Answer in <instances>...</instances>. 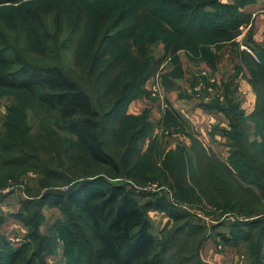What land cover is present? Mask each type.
<instances>
[{"label":"trees","instance_id":"16d2710c","mask_svg":"<svg viewBox=\"0 0 264 264\" xmlns=\"http://www.w3.org/2000/svg\"><path fill=\"white\" fill-rule=\"evenodd\" d=\"M90 1L95 2L66 0L62 3L58 0L51 32L47 24L40 23L38 12H35L38 25L34 26V33L25 24L22 26L21 34L25 42L32 40L33 49L44 58L45 64L35 65L21 59L17 45L9 43L0 32V92L16 96L6 109V119L1 120L0 193L8 188L10 182L21 184L22 178L27 179L29 184H37L36 191L29 192L31 197L37 196L39 190H48L36 202L25 205H35L33 216L36 220L34 227L27 222L30 227L28 236L30 240L33 237L38 241L45 240L37 235L40 210L45 205L57 208L64 218L54 229L60 233L64 244L72 246L71 252L65 254L64 264H188L189 261L179 257L183 247L177 244L179 233L187 227V216L178 206L187 204L188 196L196 193L201 200L208 198L210 202L211 197L216 196L235 201L233 205L238 204L240 197H253L264 205V65L254 62L250 54L235 52L236 69L240 66L247 68L249 82L256 95L250 114L240 108V100L230 81L224 83L223 103L218 101L204 105L207 111H219L228 120V129L217 130L225 139L227 159L222 161L192 138L190 146L184 144L181 148L169 150L163 161L166 177L176 193L173 195L167 188L170 198L158 192L152 195L151 200L140 203L126 185L105 183L97 186L101 177L89 178L93 172H71L75 162L84 161L90 171L95 167L109 179L122 178L118 163L105 150L100 137V112L86 91L64 71L63 56L74 45V50L80 48L75 52V60L87 61V72L97 71L101 64L105 70L102 72L120 69L109 79L112 88L120 86L119 91L113 92L120 95L112 108L115 111L119 102L126 100L125 106L131 102L133 91L143 90L145 82L158 70L161 61L169 56L174 70L163 76L162 83L170 91L175 86L174 81L183 77L179 52L184 51L189 61H192V55L199 53L202 63L214 70V60L208 59L209 50L203 46L230 42L237 47L234 39L240 34L238 23L242 20H230L236 27L225 30L227 28L213 20L206 23L209 10L205 13L204 9H213L214 12L219 8L225 9L229 15L232 13V16L247 17L248 20L250 16L240 11L242 6L225 4L221 0H190L192 3L185 0H111L109 9L102 10L87 7ZM18 3H27V0H0V10ZM20 17V21L26 22ZM195 20L199 21L194 24ZM194 25L195 30L191 32ZM144 26L149 31L147 49L143 41L145 37L140 38L138 33ZM10 30L15 40L19 41L16 22L10 25ZM250 30L247 34L251 45L264 54L263 49L252 42ZM197 31H218L229 35L225 39L199 42L194 41ZM159 44L164 46L163 52L157 57L152 56L151 46ZM241 55L248 58L251 67L246 65ZM104 76L109 77L108 74ZM191 83L195 84L196 80L190 81L191 88H194ZM42 113L49 115L53 121L40 123L33 132L31 123L39 120L38 115ZM165 113L168 128L177 125L172 121L175 122L178 117L183 120L172 108L168 107ZM201 156L205 162L204 171L194 165ZM84 176L88 178L82 179ZM60 187L67 190L61 191ZM2 199L0 196V204ZM212 205L226 209V203ZM225 211L233 213L236 209ZM150 212L164 213L168 221L186 226L173 230L157 248L151 232ZM263 212L258 214L249 210L246 213L256 214L253 219L236 221L231 218L228 222L229 226L246 228L240 241L246 244L247 264H264ZM77 229L86 232V244L89 243L91 248L89 253L83 249ZM218 236L222 243L230 244L229 238L221 234ZM204 240L201 236L197 249H201ZM3 244L4 239L0 235V249ZM176 246L180 252H172L171 249ZM34 250V246L27 243L6 252V260L0 256V264H35L37 251ZM196 258L198 263V251Z\"/></svg>","mask_w":264,"mask_h":264},{"label":"rangeland","instance_id":"374dc122","mask_svg":"<svg viewBox=\"0 0 264 264\" xmlns=\"http://www.w3.org/2000/svg\"><path fill=\"white\" fill-rule=\"evenodd\" d=\"M57 1L58 0H27V3L14 4L10 8L2 7L3 9L0 10V32L4 37L7 38L9 43L15 46L17 45L16 48L18 55L24 61L33 63L35 65L45 64L44 58L40 56L38 51L33 49L32 40L25 42L21 34V28L25 24L34 33V26L38 25L36 24L38 21L35 12H38L40 13V23L47 24L51 32L52 23L56 19L54 7ZM60 1L64 3L66 0ZM109 1L111 0H95V2L90 1V4L87 5V7L94 10H102L104 8L109 9ZM185 1L192 3L190 0ZM221 2L225 4L234 3L236 5L243 6L244 8L252 4H255L253 6H258V4H261L260 0H221ZM43 8H45V10H42ZM208 10L209 13L206 14L208 15V19L206 20V23L208 22V24L210 23V20H213L216 24L221 23L219 26L227 28L225 30H230L236 27V24L231 23L230 20H236L237 22L242 20V22L238 23L240 25L238 27L239 32H241L243 28H247V26L250 25V19L248 20L247 17L239 18L238 16H232V13L229 15L228 10L219 8L214 12L213 9H204V12L206 13ZM262 10L264 11V8H262ZM89 12H91V10H89ZM212 12H214L213 16H211ZM217 12L218 15L216 14ZM200 15L201 12L197 13V17ZM19 17L26 20V22L20 21L18 19ZM198 21L199 20H195L194 24H196ZM15 22L16 28L18 29L20 35L19 41L15 40L13 32L10 30V25H14ZM136 22H138V20H136ZM194 30L195 25L194 27H191L190 31L194 32ZM148 32L147 26L143 27L142 32L140 29L138 31V33H140V38L142 36L145 37L143 41L145 43L146 49L147 45L149 44L147 40ZM228 35L229 34L227 33L223 34L222 32L218 31H214V33L211 31H197L194 36V41L212 42L213 40L222 39L223 37V39H225L228 37ZM237 37H239V35ZM234 41L237 47H235L234 44H231L230 42L223 45L221 43L203 46V48H207L209 50H207L208 59L214 60L216 67L214 70L204 63L201 67L202 57L199 53H197V55H192V61H190L192 65L196 64L199 65V67H190L191 65H189L186 57H184L186 53L184 51L179 52L178 58L181 64L184 66H182L183 72L193 73H188L186 76L183 75V79L174 81L176 85L172 87V91L175 96L177 98L181 96V98L187 100V103H192V99L198 103L206 102V104H214L218 101L220 104L223 103L224 99L221 96L225 92L226 85H224V83L228 84L229 82L226 79H221L222 81L218 82L220 76H217L216 78L213 77L214 73L217 72V65L219 72H229L230 78H233L234 74L236 73H230L234 71L231 69V66H227V62H223L222 66L221 63L218 62L221 59L220 55L224 53V50L227 54L231 51V55L233 57L236 55L235 52H237V50L238 52H243L244 54H250L254 62H259L260 64L264 65V54L262 53V50H258L256 49L257 47L254 48L253 45H251L247 32L242 37V39H234ZM163 47L164 46L160 44L152 45V56L157 57L158 54H161L163 52ZM258 48L263 49L264 52L263 47L259 46ZM76 51H80V48L77 47V50H74V45H71L70 48L64 52V71L86 91V93L91 98L93 105L100 112V137L105 150L109 152L113 159L118 163L122 173V178L109 179L104 176L103 173H101L100 169L95 167H93V169L90 171L88 165L84 161L81 163L75 162L71 166V172L76 174L82 172L85 173L86 171L93 172L91 173L92 176L90 175L89 178L101 177V180L98 182V184H96L97 186H102L105 183L126 185L129 191H131V195L140 203H143L146 200H151L150 198L152 195L158 192H161L162 195H166V197L170 198V195L167 194V188L171 190L173 195L176 193V190L173 187V189L171 188L172 185L169 183L166 177L167 174L164 171L163 161L166 153L169 150L176 149L177 147L181 148L184 145L182 143V137L176 132L177 130L181 132L182 127L183 131H185L184 128L187 129L188 124L186 121L180 120L178 117L176 121H172V123H176V126H180V129L168 128L166 126L167 123H165V119L167 117L166 113L165 111H162L160 107L162 103H166V105L171 108L169 102L170 95L168 96V92L165 89H162L160 95L156 93L155 96H152L150 89L153 90V87L150 86L162 84L164 81L163 76L173 73V60H170V56L165 60H162L158 70L154 72L153 76L145 82L143 90L138 89L132 92L130 97L132 99L131 103L133 101L144 103L147 101L149 102L148 107L139 110L136 114H133L128 110L130 104L127 106L124 105L126 100L119 102L120 104H118L116 110L112 111L117 97L120 96L119 94L116 95L115 93L114 95L113 92L119 91L120 86L112 88L113 86L111 82H109V79L114 74H117L120 69L116 68L113 72H102L105 70H103L104 67L101 64L97 71L87 72V61L84 59L79 60V58L75 60ZM134 52L136 51L134 50ZM134 54L136 55V53ZM232 56H230L231 60ZM230 57L228 59H230ZM241 59L243 61L245 60L244 62L247 66H252L248 58L244 55H241ZM245 69L247 70V68ZM247 72L249 73L248 70ZM239 73L240 72H237L236 74L239 75ZM104 74H108L109 77L104 76ZM255 77L258 78V75H255ZM168 79L173 80L170 77H168ZM191 79L196 80L195 84H191H194L192 86L197 87L199 90H193L194 88H191V85H188V82H190ZM185 80L187 81L188 86H186ZM203 90L206 92L209 91L212 98L208 99L204 94L206 92ZM235 94L237 96V93ZM253 96L256 100V95L253 94ZM14 97H16L14 93L0 92V130H2L3 125L1 120L6 119V109L8 108L9 104L13 102ZM38 117H40L39 120L36 119L31 123L34 127L33 132L36 131L37 126H39L40 123L53 121V118H50V116L46 115L45 113H42L41 115L39 114ZM184 133L188 135V133ZM250 139L252 140V137H250ZM223 143L215 142L214 144H216L218 148L214 152L219 155L218 157L222 161H225L227 156L223 155L225 150V145ZM206 146L207 149L210 148L208 147L207 143ZM219 147L222 148L219 149ZM203 161L204 159L201 156L199 162L194 163V165H198V167H196L202 169V171L205 170V162L203 163ZM84 178L88 177H82V179ZM21 182V184L17 185H14L12 184L13 182H10L8 188L0 193L1 198H3L0 204V235L4 239V244L0 249V256L6 260V252H10L15 248L22 247L29 243L31 246H34V251H37L35 264H64L66 260L65 254H69L71 252L72 246L70 244H64V240L60 236V233L54 229L59 221L62 222L64 217L57 208L48 207L47 205L43 206L40 210L37 235H39L40 238H44L45 240L42 239L41 241H38L39 239H34V237L32 240H30L28 236L30 227L27 226V222L32 227H34L36 219H34L33 216L35 212V205L33 203L36 202L40 195H43L48 190H39L37 196L31 197L29 192L36 191L37 184H29L28 180L23 178ZM192 185H194V183ZM59 189L61 191L67 190L66 187H60ZM188 199L190 202L187 201V204H181L178 206L179 210L187 216V227L181 231L177 237V244H181L183 247L179 257H181L183 260L189 261L188 264H208V257L203 253L204 247L209 244V249H215L219 251L217 245H225L222 243L218 234L229 238L231 241L229 244L230 246H235L237 243L241 242L240 240H242L245 234L244 230H246V228H244V226H229L228 222L231 218H233L232 220L235 218L236 221L238 219L239 221H248L249 218L253 219L255 217V213L261 214V212L264 211V205L257 202L256 199L254 200L253 197H240L238 204L236 205H233V202H235L233 200L226 201L216 196L214 198L211 197V202L208 198L206 200H201L200 197H197L196 193H192L191 196H188ZM178 200V202L181 203V200ZM208 201L211 203V205L208 203ZM28 202L33 203H31L32 205L30 204L25 207ZM220 203H226L225 208L227 210L234 208L236 211L233 213L230 212V214L225 211L226 209L222 210L217 206L212 205ZM26 208L29 210H26ZM249 210H255V213H246ZM151 213L152 212H150V214ZM157 214L160 216H153L155 220L150 216L149 219L151 222V232L155 237L157 248H159V246L165 242L173 230H180L186 225H184V223L178 224L173 223L172 221L170 222V220L168 221V217L164 213L161 214L160 212H157ZM225 214L228 216L230 215V217H227ZM24 218H26L25 221L23 220ZM77 232L79 233L78 239L82 244L83 249L85 252L89 253L91 248L89 243L86 244V232L78 229ZM201 236L204 237L205 242L199 250L197 249V244ZM52 242L53 245L50 246ZM177 247L178 246L173 247L171 249L172 252H180ZM244 248H246V244H244ZM197 251L198 254H200V261H198V263H196ZM245 260H247V257Z\"/></svg>","mask_w":264,"mask_h":264},{"label":"crops","instance_id":"0c3cea01","mask_svg":"<svg viewBox=\"0 0 264 264\" xmlns=\"http://www.w3.org/2000/svg\"><path fill=\"white\" fill-rule=\"evenodd\" d=\"M260 1H261V4H258V6H253L255 4H252L248 7L244 8L242 6L240 8L241 12L250 16V23H249L250 25L247 26V28L246 27L243 28V30L240 32L241 35L239 34V37L235 38V40L242 39V37L246 34V32L248 33L249 28H251L250 38L252 42L257 46L264 48V11L262 10V8H264V0H260ZM223 52L224 53L220 55L221 59L218 61L219 63H221V66L223 62L224 63L227 62V66L229 67L231 66V69H233L234 71L230 73H235V72L236 73L240 72V73L239 75L235 73L233 78L232 77L230 78L229 72H219L218 65H217V72L214 73L213 77L216 78L217 76H220V79L218 82L222 81L221 79H226L227 81H230L233 88L236 90L238 99L240 100V108L246 114H250L254 109L255 99L253 96L254 91L249 82V78H250L249 73L247 72L245 68L241 66H240V69H236V62L234 60V57L231 55V51L228 54L225 52V50ZM230 56H232V60ZM184 57H186L187 62L189 63V65H191L190 67L192 66L199 67V65H196V64L192 65V63H190L186 55H184ZM229 57L230 59H228ZM202 66H203V63L201 64V67ZM188 73L190 74L193 72H188ZM188 73L183 72V75L186 76V74ZM189 76H193V75H189ZM181 79H183V77ZM188 83L185 80L186 86L188 85L190 86V82ZM150 87H153V86H150ZM156 87H157L156 90L150 89L152 96H155L156 93L160 95L162 89L163 90L165 89L168 92V96L170 95L169 102H170L171 108L176 112L178 116L182 117V119L186 121L188 124L187 129L184 128L185 131H183V128H182L181 132L178 130L176 132L180 134V136L182 137V143L186 144L187 146H190L191 144L190 139L193 138L197 140L200 144H202V146L205 149H207V146H206V143H207L208 147H210L207 150L208 151L211 150L213 153H215L214 151H216L218 147L214 143L215 142L223 143V141L225 142L223 137L217 133V130L228 129V120L224 116V114L219 111H213V112L207 111L204 108V105H209V104H206V102L198 103L197 101L192 99V103L190 102L187 103V100L181 98V96L177 98L172 90L169 91L165 88L163 83L160 85L156 84ZM193 90H199V89L197 87H194ZM203 91L206 92L205 90ZM204 94L208 99L212 98L209 91ZM129 104L130 105L128 107V110L132 112L133 114H136L138 113L139 110L148 107L149 102L147 101L144 103V102L133 101L132 103L130 102ZM174 128L180 129L177 126H174ZM184 132L188 133V135L185 134ZM221 148L222 147H219V149ZM227 151L228 150L225 146L223 155L227 156L228 155ZM150 216L155 220L154 217H159L160 215H158L157 212H155V213H151ZM208 245L209 244H207L203 250L204 255H207L208 257V262H207L208 264H247V260H245L246 259V255H245L246 248H244L243 242H240L235 246H226V245L218 244L217 248L219 249V251L215 249H212V250L209 249ZM263 262H264V252H263Z\"/></svg>","mask_w":264,"mask_h":264},{"label":"built area","instance_id":"2783aa9c","mask_svg":"<svg viewBox=\"0 0 264 264\" xmlns=\"http://www.w3.org/2000/svg\"><path fill=\"white\" fill-rule=\"evenodd\" d=\"M203 75H204V74H203ZM154 87H156V86H153V89L156 90L157 87H156V88H154ZM160 109H161L162 111H166V110L168 109V106L166 105V103H165V104L162 103Z\"/></svg>","mask_w":264,"mask_h":264}]
</instances>
